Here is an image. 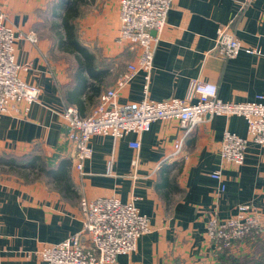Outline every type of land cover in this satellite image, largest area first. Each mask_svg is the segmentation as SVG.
Listing matches in <instances>:
<instances>
[{
  "label": "crops",
  "instance_id": "crops-1",
  "mask_svg": "<svg viewBox=\"0 0 264 264\" xmlns=\"http://www.w3.org/2000/svg\"><path fill=\"white\" fill-rule=\"evenodd\" d=\"M47 2L0 0L19 35L17 61L29 66L22 76L41 88L27 114H0V264H44V246L82 232L81 197L107 195L124 202L136 198L152 223L137 249L119 255L115 264H220L207 236L210 214L229 217L242 203L264 213V148L250 141L241 166L223 162L220 154L226 129L247 135L246 119L206 115L186 135L179 120H156L143 133L138 153L130 146L134 133L118 140L94 135L93 155L80 172L63 112L73 105L82 115L91 113L136 53L118 39L120 0H90L78 33L95 61L91 68L81 67L78 53L64 51L54 36L43 33L39 12ZM168 14L155 52L150 98L186 97L194 79L216 84L225 101L264 95V0H175ZM224 25L258 52L220 57L214 46ZM32 32L36 42L26 37ZM134 78L120 91V103L146 96L144 73ZM216 170L223 174L224 191L211 176ZM82 238L91 245L87 234Z\"/></svg>",
  "mask_w": 264,
  "mask_h": 264
},
{
  "label": "built area",
  "instance_id": "built-area-1",
  "mask_svg": "<svg viewBox=\"0 0 264 264\" xmlns=\"http://www.w3.org/2000/svg\"><path fill=\"white\" fill-rule=\"evenodd\" d=\"M174 1L120 0L118 39L135 51L136 59L128 63L116 83L100 95L91 113L82 115L73 105L63 112L69 125L67 135L75 142V166L80 172L84 171L85 162L93 155L90 141L94 135H109L118 140L134 133L137 137L130 142V146L138 153L143 133L151 129L152 122L163 119L179 120L186 135L206 115L243 116L247 121L246 136L228 129L224 132L220 154L225 163L243 165L250 141L264 148L262 94L244 102L225 101L219 97L216 84L194 79L186 97L172 96L156 100L147 95L156 48ZM5 10L0 3V114L11 111L27 114L31 105L38 102L41 88L22 76L29 66L17 61L19 35L9 23ZM218 32L214 52L220 57L234 58L242 51L258 52L246 46L228 25L220 26ZM26 37L37 41L34 32L26 34ZM139 72L144 73L146 96L138 102L120 103V91ZM182 146L183 138L175 144L177 153ZM111 163L112 160L110 166ZM137 165L138 159L134 158V168ZM211 176L218 179L220 190L224 191L226 184L221 170L212 172ZM80 208L84 224L82 232L44 246L40 251L44 264H115L119 255L134 252L139 239L152 230L150 218L141 212L136 198L124 202L117 195L82 196ZM263 214L253 203L239 204L235 212L226 218L211 213L207 221V236L215 244L216 252L237 250L248 239L264 234ZM83 234L89 236L91 245H86Z\"/></svg>",
  "mask_w": 264,
  "mask_h": 264
},
{
  "label": "trees",
  "instance_id": "trees-1",
  "mask_svg": "<svg viewBox=\"0 0 264 264\" xmlns=\"http://www.w3.org/2000/svg\"><path fill=\"white\" fill-rule=\"evenodd\" d=\"M82 0H59L53 10V15L58 14L59 9H63V13L58 14L61 17V24L58 27H62L63 33L57 32L59 34L58 45L61 49L67 52H76L79 54L78 61L81 67L91 68L94 64V56L92 55L89 48L83 44L79 38V33L77 27L73 22L76 16L79 15V6ZM55 11V12H54ZM51 166L47 163V167ZM54 169H49L48 172ZM257 236L256 238H258ZM220 264H264V242L257 241L254 243V248L241 254L239 256L219 253L218 254Z\"/></svg>",
  "mask_w": 264,
  "mask_h": 264
},
{
  "label": "rangeland",
  "instance_id": "rangeland-1",
  "mask_svg": "<svg viewBox=\"0 0 264 264\" xmlns=\"http://www.w3.org/2000/svg\"><path fill=\"white\" fill-rule=\"evenodd\" d=\"M58 1L59 0H48L47 5H46L47 6L46 10L39 12V15L44 20L43 33L54 36L56 41L58 40V38L60 36L59 34H57V32H59V33L61 32V34H62L63 30H64L62 27H58L61 24V17L58 14L63 13L64 12L63 9L60 8L59 9L60 11H58V14L55 15V13H54V15H53L52 8L55 9V6H56V4H58ZM89 1L90 0H82V2H81L82 4H80V6H79V11H80L78 14L79 16L78 17L76 16V18L73 21L77 27L78 32L80 29V25H79L80 20L85 16V14L90 9V7L88 6L90 4ZM259 240L264 242V234L260 235L258 238H255V239H248L246 242L248 246H247L245 251L243 250V251L239 252L238 250H227V251H224L223 253L239 256L241 254H244L246 252L251 251L254 248V243L259 241Z\"/></svg>",
  "mask_w": 264,
  "mask_h": 264
}]
</instances>
